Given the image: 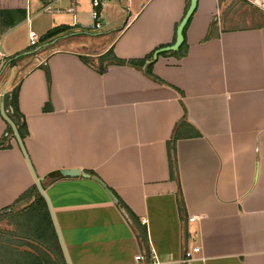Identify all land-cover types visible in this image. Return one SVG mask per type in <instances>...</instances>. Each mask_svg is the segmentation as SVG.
<instances>
[{
    "label": "crops",
    "instance_id": "1",
    "mask_svg": "<svg viewBox=\"0 0 264 264\" xmlns=\"http://www.w3.org/2000/svg\"><path fill=\"white\" fill-rule=\"evenodd\" d=\"M189 4L108 0L89 33L72 0L53 12L0 0V139L18 83L29 130L0 149V209L39 180L52 220L22 212L33 197L20 201L0 264H264V19L235 25L223 0H198L185 55L104 73L83 59L110 48L124 60L154 55L175 42ZM54 28L64 30L43 39ZM68 169L80 173L63 177Z\"/></svg>",
    "mask_w": 264,
    "mask_h": 264
},
{
    "label": "trees",
    "instance_id": "2",
    "mask_svg": "<svg viewBox=\"0 0 264 264\" xmlns=\"http://www.w3.org/2000/svg\"><path fill=\"white\" fill-rule=\"evenodd\" d=\"M253 11L256 13L255 15L258 14L259 17L261 16L262 19H264V13L261 10H259L257 7L253 8ZM187 27H188V24L186 25V27L184 29V35H185V31H186ZM61 30H64V29L63 28L62 29L54 28V29L50 30L49 32H47L44 35L43 39H49V38L55 36ZM160 47L162 48L163 46H160ZM186 52H187V43H186V40H184V42L182 43V45L180 46V48L178 50H176V51H164L161 53V55H176V56L181 57V56L185 55ZM152 57H153V53H150L145 58H142V59L124 60V59L119 58L114 53L113 48H110L107 52H105L104 54L100 55L97 58V62H95V60L91 57H84L83 56V59L86 62L90 63L92 66H94L100 73H104L108 70L110 65H113V64H119V65L129 64L131 66H142L145 64L146 60H151ZM153 62H154V60H152L150 63H148L147 67H146L147 74H149L151 76L153 75V73H152ZM19 91H20V83H18L16 86H14L12 88V90L9 91L8 93H6L4 96V108H5L6 116L10 122H7V127L5 129V132L0 139V149L1 148H8L11 146L10 142H9V138L11 136H15V132L19 135V137L21 139H24L29 135V130H28V126H27V123L25 120V116L22 113V111L20 110V106H19ZM168 151H169L171 171L174 174L175 169L177 168V160H176V152H175L176 151V135L175 134H173L169 140ZM111 191H112L114 197L116 198L117 204L119 205V207L123 208L129 216L133 215V213L124 204V202L121 200V198L113 190H111ZM29 197H33V200L30 204H28L26 207H24L22 209V212L24 210H26L30 214H32V212H33V214H36L40 211L43 216H46L48 218L49 223L51 222V224H52V220H51V216L49 214L48 208H47L46 200L43 197V195L40 193L37 185H33L32 187H30L13 204L0 209V217L5 215V214L9 215L13 211H14V214L19 212V211H16L17 204L20 201H23ZM51 224H49V225L51 226ZM53 232H55L54 228H53ZM59 250H61V249L58 248V251Z\"/></svg>",
    "mask_w": 264,
    "mask_h": 264
},
{
    "label": "rangeland",
    "instance_id": "3",
    "mask_svg": "<svg viewBox=\"0 0 264 264\" xmlns=\"http://www.w3.org/2000/svg\"><path fill=\"white\" fill-rule=\"evenodd\" d=\"M225 2V11H230L234 17L237 16V23L235 25H240L242 24L243 20L241 18H246L247 15L248 17L250 15H255L256 13L253 11V8L257 7L254 5L250 0H223V3ZM78 3V19L79 22L81 23L80 26H82L87 32L89 33H97L99 30H91L89 26L91 25V18L89 16V5H88V0H77ZM253 11V12H252ZM258 15V14H257ZM65 20H72L71 15H66L65 14ZM89 28V29H88ZM11 84H13L15 81L14 79L11 80ZM13 213H10L9 215H3L0 217V242L2 241L1 238L3 236V233L8 232L10 229L11 221L13 220L11 215ZM15 219V218H14ZM16 221V219H15ZM16 232V227L15 231ZM1 245V243H0Z\"/></svg>",
    "mask_w": 264,
    "mask_h": 264
},
{
    "label": "built area",
    "instance_id": "4",
    "mask_svg": "<svg viewBox=\"0 0 264 264\" xmlns=\"http://www.w3.org/2000/svg\"><path fill=\"white\" fill-rule=\"evenodd\" d=\"M59 0H41L43 5V11L47 12H53V11H63L61 8H55L54 4L57 3ZM108 0H90V6H91V19L92 23L90 25V28L92 29H99L103 26V23L101 21L102 19V10L107 4ZM254 5H256L258 8L264 11V0H250ZM76 4L77 0H72V6L68 9V11L72 12L74 15L76 14ZM76 24V21H75ZM31 44L37 43V38L32 36L30 40ZM5 54L0 51V57H4ZM190 220H194V217H189ZM187 258L190 256V253H186ZM142 258L141 255L137 256V259Z\"/></svg>",
    "mask_w": 264,
    "mask_h": 264
},
{
    "label": "water",
    "instance_id": "5",
    "mask_svg": "<svg viewBox=\"0 0 264 264\" xmlns=\"http://www.w3.org/2000/svg\"><path fill=\"white\" fill-rule=\"evenodd\" d=\"M197 1L198 0H190L189 7H188L183 19L181 20L180 24L177 27L175 42L171 45L159 48L153 55L154 59L157 58L159 53H162L164 51H176L180 48V46L184 42V29H185L189 19L191 18V16L193 15V13L197 7ZM16 135H17V133H16ZM17 137L20 140L18 135H17ZM79 173L80 172L76 169H68V170H62L61 175L63 177H75ZM37 184H38V187H39L41 193L44 194V188L42 187L39 180H37ZM113 199L115 200V202H117V200L114 196H113Z\"/></svg>",
    "mask_w": 264,
    "mask_h": 264
}]
</instances>
